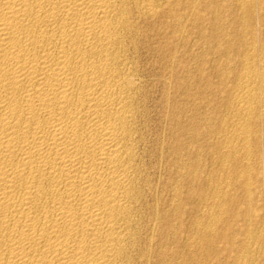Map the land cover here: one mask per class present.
Here are the masks:
<instances>
[{
  "label": "bare ground",
  "instance_id": "6f19581e",
  "mask_svg": "<svg viewBox=\"0 0 264 264\" xmlns=\"http://www.w3.org/2000/svg\"><path fill=\"white\" fill-rule=\"evenodd\" d=\"M262 1L0 0V264H262Z\"/></svg>",
  "mask_w": 264,
  "mask_h": 264
},
{
  "label": "rangeland",
  "instance_id": "374dc122",
  "mask_svg": "<svg viewBox=\"0 0 264 264\" xmlns=\"http://www.w3.org/2000/svg\"><path fill=\"white\" fill-rule=\"evenodd\" d=\"M262 4L264 5V0L262 1ZM234 11V10H233ZM235 12V11H234ZM236 13V12H235ZM235 13H233V12H230L229 13V15H231V17L233 18L234 16H235ZM260 14V13H259ZM228 16V15H227ZM226 17L224 16L223 17V19H225ZM229 19H230V17H229ZM228 23V26L226 25V30H227V35H229L228 34V32H230V41H233L234 40V42H232V44H234L235 43V41H236V38H237V32H238V30L239 29H237V27L232 23V22H230V20L227 22ZM230 23V24H229ZM235 23V22H234ZM233 25H234V28L236 29V31H235V29L233 28ZM227 27H229L228 29H227ZM260 28H262V27H260ZM233 30V31H232ZM236 32V34H231V33H235ZM231 35H232V37H231ZM235 35V37H233ZM186 36H187V40H186V44L187 45H184V47L182 48V51H181V54H182V59L185 61V72H190L189 74H188V83H191L192 85H193V87H192V85H189V88H188V90L190 89L191 91H190V93H192L193 95L194 94H196V96L195 97H206L207 95H208V93H209V90L207 89V81L208 80H210L211 82H213L214 84L215 83H217V82H219V80L217 79V78H214L213 79V76H212V74H213V70H215V66H213L214 64L211 62V60L214 58V60L213 61H215V62H217L216 60H219V58L221 57V59L220 60H223V57H226V58H231V59H234L233 58V55L232 56H230L231 54L230 53H228V54H215L216 56L218 55V56H220L219 58H217L215 55H214V53H209V54H211V55H207L206 54V56L203 54V56L205 57L204 58V61L205 62H203V68H202V73H200V72H198V73H200L201 75H197L196 73H197V71L196 70H194L193 68V63H194V61H191V59L192 60H195V58H193L194 57V55L196 54V53H199V51H201L202 53L204 52L203 50H200L199 49V51H197L196 49H198V45L200 44L201 45V41L202 40H200V38L198 39V40H200V41H198L197 40V37L193 34V32H192V30L191 31H188V34H186ZM193 36V37H192ZM232 38V39H231ZM196 39V41H197V43H196V45L197 46H195V44H194V40ZM193 40V41H192ZM191 43H192V46H191ZM258 43H260L258 40H257V44ZM194 45V46H193ZM191 46V47H190ZM191 48V50H190V48ZM189 48V49H188ZM187 51H188V53H187ZM196 51V52H195ZM200 52V53H201ZM195 53V54H194ZM186 54V55H185ZM188 54V55H187ZM214 55V56H213ZM221 55H223V56H221ZM229 55V56H228ZM189 59V60H188ZM199 59V58H198ZM225 59V58H224ZM190 61V62H189ZM189 62V63H188ZM208 62V63H207ZM212 64H211V63ZM220 61H218L217 63H219ZM205 63V64H204ZM186 64H189V65H187L186 66ZM192 64V65H191ZM212 66H211V65ZM209 65L211 66V68L209 67ZM189 67V68H188ZM213 67V68H212ZM186 69H188V70H186ZM193 69V70H192ZM203 69H204V71H203ZM208 69V70H207ZM235 69H237V68H235ZM196 71V72H195ZM194 73H195V75H194ZM198 76V78H200V76H201V78L200 79H198L197 77H195V76ZM211 76V77H208V76ZM196 78L198 79V80H196ZM192 79V80H191ZM193 82H191V81ZM198 81V82H197ZM195 82H196V84H195ZM222 83H225V84H220L221 86L220 87H222V88H224V87H230L231 86V84L230 83H226V82H230V81H221ZM223 85H224V87H223ZM191 86V87H190ZM195 86H196V88H195ZM148 97H163L164 95H163V92H162V88L154 81H152L151 82V84L148 86ZM201 95V96H200ZM155 104L154 103H150V106H151V108H154V110L156 111L157 110V108H155L156 106H154ZM212 105H204V106H200V108H198L199 109V111H202V110H204L203 112H205V111H210V107H211ZM152 126V128L153 129H157V127H155L153 124H151ZM202 129H204V128H202ZM205 149V150H204ZM202 150V158L204 157V159L205 160H203L202 159V162H204L205 163V165L203 164V163H201V169H202V171H201V176L203 177L205 174H207V172L211 169V167H210V162H209V156H208V154L210 153L209 152V149L207 148V147H204V148H202L201 149ZM205 151H208L209 153L207 154V152H205ZM214 153V152H213ZM206 154H207V156H206ZM205 155V156H204ZM211 155V154H210ZM209 164V165H208ZM204 165V166H203ZM211 166H212V164H211ZM205 167H207V168H205ZM210 168V169H209ZM264 168L263 169H261L260 171L261 172H259V175L257 174V176L258 177H264ZM204 172H206V173H204ZM263 173V174H262ZM163 175V176H162ZM162 176V177H161ZM161 178L159 177V186H160V194H163L162 195V199H163V197H164V200L165 201H168V199H169V193L167 192V190H165V189H163L164 190V192H163V190H162V186L161 185H163L165 182H168L169 181V174H168V172L167 171H165V172H162L161 173ZM162 183V184H161ZM203 188H205L204 186L202 187V189ZM201 189V193L202 192H204L203 190ZM165 195H166V197H165ZM238 195H240V193L238 194L237 193V199H239V201L240 202H238V204H239V206L237 207V208H232V213L235 211V209H237L238 210V212H242V211H240L241 209H240V206H241V204H242V202L244 201V197H243V195L241 196L240 195V197H242V198H240V197H238ZM238 201V200H237ZM263 204V203H262ZM186 207H187V205H186ZM264 207V206H263ZM263 209V208H262ZM236 210V211H237ZM235 211V212H236ZM191 215H192V213H190V210L188 209V207L187 208H185L184 209V215H183V223H182V230L183 231H185V235L187 234L186 232H189L190 230H188V229H186V228H189L188 227V220H189V217H191ZM229 220V221H228ZM235 222H237V221H235V219H233V217H229L228 219H227V224L229 225H226L227 227H230V229L227 231V233L228 234H232L233 232H236V231H232L233 230V228H234V225H236L237 223H235ZM186 223V224H185ZM235 223V224H234ZM225 225V224H224ZM221 237H219L218 238V236H217V238L215 239V242H214V244H215V246L217 247L216 249H215V256H214V258H212V259H209L208 261L211 263V264H231V261L233 260V258H234V254L228 249V246L230 245L228 242H226V240L224 239L223 240V238L221 239V242H220V239ZM224 244H226L225 246H224ZM219 256V257H218ZM220 259V260H219ZM263 261V260H262ZM208 263V262H207ZM209 263V264H210ZM262 264H264V261L262 262Z\"/></svg>",
  "mask_w": 264,
  "mask_h": 264
}]
</instances>
